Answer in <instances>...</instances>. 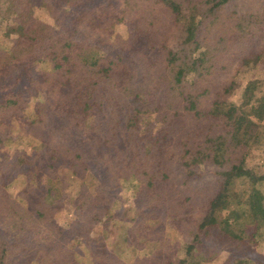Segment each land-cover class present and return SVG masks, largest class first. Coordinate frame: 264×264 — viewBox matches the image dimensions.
Returning a JSON list of instances; mask_svg holds the SVG:
<instances>
[{"label":"trees","instance_id":"1","mask_svg":"<svg viewBox=\"0 0 264 264\" xmlns=\"http://www.w3.org/2000/svg\"><path fill=\"white\" fill-rule=\"evenodd\" d=\"M36 6L54 21L38 18ZM248 7L236 0H0V35L13 25L11 44L0 43V124L23 118L36 139L37 171L62 164L82 178L66 226L53 219L64 201L50 183L42 193L28 178L15 194L0 183V264H73L77 245L92 239H103L95 264H189L214 234L256 242L247 219L264 225V199L249 193L243 213L232 208L238 179L264 180L248 164L264 139V98L248 110L231 98L239 85L231 67L264 59V0ZM256 82L245 85L246 104ZM8 140L0 131V146ZM209 164L216 184H193ZM127 178L138 194L125 242L151 250L123 261L122 243L107 230L117 184ZM167 227L186 237V256Z\"/></svg>","mask_w":264,"mask_h":264},{"label":"rangeland","instance_id":"2","mask_svg":"<svg viewBox=\"0 0 264 264\" xmlns=\"http://www.w3.org/2000/svg\"><path fill=\"white\" fill-rule=\"evenodd\" d=\"M236 1L239 6L244 8H249V3L253 2V0ZM34 14L44 21L51 23L54 21L45 6H36ZM12 26L11 23L8 24L6 30L2 31L0 35V43L6 46L11 44L13 35ZM116 31L123 35L127 33L125 25L117 26ZM231 70H234L236 80L239 83L233 91L231 98L237 103H244L245 108L248 110L250 106L255 105V103L257 104L260 98H264V59L260 62L240 67L233 66ZM253 79H257L253 99L246 104L243 101V92L245 85ZM31 101L33 102L34 99ZM32 109L33 106L30 105L28 111ZM262 128H264V118L262 120ZM0 131H6L9 138L8 142L0 146V183L5 185L14 194L18 193L28 178L30 183L42 193L45 192V183H50L49 185L53 188V194L57 193V195L62 196L64 201L63 207L55 214L53 219L62 224V226H66L73 217V202L80 188L82 178L72 174L62 164L57 165V171L54 173L44 171L41 173L37 171L36 166L38 164L32 156V148L35 145L36 139L28 133L22 117L11 120L9 126L0 124ZM248 164L254 167L258 173H264V139L260 144L252 148L248 157ZM214 169L215 166L211 164L203 167V175L199 179L194 180L193 184H210L211 186L216 184ZM174 176L175 180L181 181V171L174 174ZM117 185V199L112 208L114 215L107 231H109L111 239H117L118 243H122L120 248H118L120 249L118 256L123 261H130L138 254L147 253L151 249L145 244H139L137 247H134V245H129V243L125 242L127 233H129L127 229L131 227L137 216L138 187H136L135 178L121 179ZM234 189L236 197L232 208L236 207V210L240 213H243L249 205L247 202L249 193L256 198L261 197L264 199V180L253 183L251 180L238 179ZM247 222V230L256 231V242H249L248 238L238 241L228 239L220 241L214 234L206 239L205 242L198 245L189 257V264H240L237 263L240 257L248 258L250 261L247 264H264V225H260L257 228L256 224H253L254 222L250 223L249 218ZM166 233L172 239L180 242L181 249L179 254L186 256V237L171 227L166 228ZM102 241L103 239H92L88 242L79 243L75 249L73 264H95L94 255H97L98 251H100ZM107 251L111 254L113 247H108ZM29 264H37V261L32 259Z\"/></svg>","mask_w":264,"mask_h":264}]
</instances>
